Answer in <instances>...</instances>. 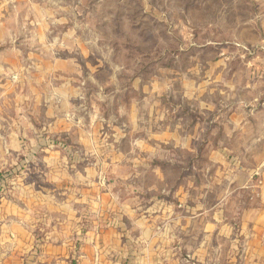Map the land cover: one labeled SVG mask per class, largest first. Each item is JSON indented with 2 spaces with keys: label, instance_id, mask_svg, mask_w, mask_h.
<instances>
[{
  "label": "rangeland",
  "instance_id": "1",
  "mask_svg": "<svg viewBox=\"0 0 264 264\" xmlns=\"http://www.w3.org/2000/svg\"><path fill=\"white\" fill-rule=\"evenodd\" d=\"M250 85L263 100L264 0H0V234L13 202L26 215L40 201H49L47 228L59 220L74 233L82 215L85 233L91 179L110 185L106 212L119 231L129 226L126 202L190 211L171 199L177 184L211 181L213 204L222 180L208 155L252 131L227 117L241 102V113L264 110L248 103ZM112 159L121 167L111 169ZM68 194L84 203L50 211ZM168 249L167 258L178 254Z\"/></svg>",
  "mask_w": 264,
  "mask_h": 264
},
{
  "label": "crops",
  "instance_id": "2",
  "mask_svg": "<svg viewBox=\"0 0 264 264\" xmlns=\"http://www.w3.org/2000/svg\"><path fill=\"white\" fill-rule=\"evenodd\" d=\"M249 88L255 93L248 103L257 104L259 101L264 109V98L260 101L262 88L257 85ZM240 104L238 110L243 105L242 102ZM238 110V115L232 113L227 117L228 123L250 124L252 131L239 135L237 147L221 146L208 155L216 162L212 166H217L211 169L218 172L222 180L216 186L220 188V196L213 204L207 202L211 181L199 189L192 182L177 184L170 197L189 205L190 211H178L170 200L166 207L154 206L159 210L154 208L150 213H146L145 206L141 204L134 207L126 202L128 205L119 208L124 212L119 216L122 219L126 215L129 226L119 231L112 227L113 216H107L106 212L110 209L109 204H114L110 201L113 197L110 185L106 184L101 191L97 179H91L89 189H83L81 183L76 186L83 189V195L87 196L84 199L90 204V225L85 233L82 232V215L78 221L81 224L74 233H68V226L60 225L59 220L50 228L47 226L52 220L42 222L46 219L47 209L44 210L49 201L43 204L40 201L39 208L32 213L26 212V215L19 214L18 204L15 208L13 202L9 211L10 217L13 215L12 223L10 227H2L0 234V264H264V110L253 106L250 112ZM221 117V114L217 116L219 123ZM253 125L254 128L261 125V130L253 129ZM229 136L232 137V133L228 132L223 138L226 140ZM54 151L53 155L57 152L59 156L64 152L63 149ZM234 153L242 158L240 164L229 160L228 156ZM111 164V169L113 164L114 168L121 167L115 159ZM89 168L96 178L97 169ZM62 185L73 189L69 184ZM257 192L259 196L255 195ZM65 196L62 201H51L50 211L55 210L57 214L59 208L54 209V206L59 204L74 202V206L80 207L84 203L82 197ZM97 197L102 199L100 204L96 203ZM100 220L107 222L105 228L98 222ZM163 223L166 228H163ZM182 235L186 236L187 244L174 251V247H181ZM163 244L169 248L168 251L178 254L167 258ZM180 251L191 258L182 259Z\"/></svg>",
  "mask_w": 264,
  "mask_h": 264
}]
</instances>
